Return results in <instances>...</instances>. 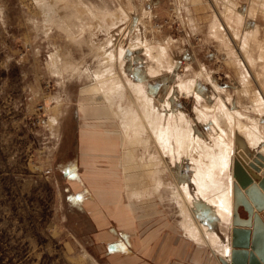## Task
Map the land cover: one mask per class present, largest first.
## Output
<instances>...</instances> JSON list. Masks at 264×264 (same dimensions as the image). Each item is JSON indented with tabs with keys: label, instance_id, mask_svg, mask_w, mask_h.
<instances>
[{
	"label": "rangeland",
	"instance_id": "374dc122",
	"mask_svg": "<svg viewBox=\"0 0 264 264\" xmlns=\"http://www.w3.org/2000/svg\"><path fill=\"white\" fill-rule=\"evenodd\" d=\"M237 1L244 7L249 0ZM42 2L45 1L0 0V264H109L102 235L117 223L113 217L94 223L88 210L98 209L91 203L95 199L93 187L81 196L84 205L89 201H86L90 198L88 195H92L90 208L83 207L75 194H79L82 185H85L83 190L89 188L87 183L94 185L91 180L83 179L80 131L101 130L103 119L108 118L109 129L117 135L120 133L117 115L112 113V117L102 118L88 95L93 79L102 82L108 78L103 53L112 51L113 47L106 42L116 43L128 25L120 66L124 81L141 84L157 103L169 96L171 108L174 109L173 104L178 106L201 136L206 135V128L196 118L197 98L195 94L184 95L177 90L182 81L193 79L199 65L205 67L210 79L199 80L196 91L203 96L213 94L216 98L215 87L222 88L231 97V107L245 109L253 117L255 112L250 100L258 82L251 77L247 86L249 93H242L239 70L233 62L226 63V51L216 39L208 36L207 25L214 0H204L201 4H196L197 0ZM110 10L115 11L114 18L107 17ZM263 19L259 10L256 20L249 21L248 25H258V39L264 47ZM129 44L133 46L127 48ZM153 44L166 49L160 57L168 62L165 60L168 52L173 64L170 69L165 67L161 73L148 78L143 73L144 67L155 62L146 51ZM251 49L256 52L254 45ZM259 67L257 64L251 69L250 76L256 77ZM221 96L225 98L226 94ZM129 117L125 128L138 131L137 117L130 120ZM139 140H132L130 146V154L133 152V160L137 162L141 161ZM187 166L185 162L178 167L176 176L184 180L188 188L192 172ZM138 168L133 179L137 183L140 177L145 178L146 172L142 165L134 167ZM163 173L161 179L166 186L170 179L164 170ZM78 178L82 180L80 183L70 182ZM164 185L165 194L162 189L158 191L162 192L161 199L169 193ZM124 194L123 191L126 204ZM96 199L101 206V218L110 212L109 216H114L109 205ZM175 206L180 219L178 229L185 231L180 205L176 202ZM195 207L194 210H201V206ZM194 213L202 223L197 212ZM134 216V225L139 226L140 216ZM211 222L214 224L213 220ZM180 230L179 237L182 236ZM185 251V247L182 248L180 259L184 254L190 257L191 253L199 264H203L204 257L213 259L206 247H190V251Z\"/></svg>",
	"mask_w": 264,
	"mask_h": 264
},
{
	"label": "bare ground",
	"instance_id": "6f19581e",
	"mask_svg": "<svg viewBox=\"0 0 264 264\" xmlns=\"http://www.w3.org/2000/svg\"><path fill=\"white\" fill-rule=\"evenodd\" d=\"M44 1L42 3L47 4L46 0ZM197 1L199 2H195L196 4H201L204 0ZM118 6L120 7V3ZM211 6L207 25L208 36L216 39L221 48L226 51V63L233 62L236 70H239L237 73L242 85L241 92L245 95L249 93L247 86L250 84L251 77L253 81L258 82L257 89L253 91L250 100L255 117L250 116L245 109L236 108L233 105L231 107V97L222 88L215 87L218 94L216 98L213 94L200 95L196 91L198 81L210 79L208 70L200 65L198 71L193 72V79L182 81L177 90L184 95L195 94L196 118L198 122L205 125V136L196 132V125L185 119L178 106L173 104L174 109L171 108L169 96L164 102L157 103L141 84H134L130 80L126 83L120 66L125 51L123 44L129 29L128 25L116 43L109 40L106 42L107 45H112L111 48L113 47L112 51L103 53L106 54L104 61L106 62L105 71L109 74L108 78L103 79L102 82L93 79L89 85L88 95L100 110L102 118L112 117V113L119 118L118 133H120L118 135L109 129L111 125L107 123L111 121L108 118L103 119L105 121L102 122L100 131L107 137L118 136L121 142L118 162L124 175L122 177L123 191L130 210L138 215L140 212L148 211V208L153 210L156 207L153 199L164 185L161 179L164 170L170 179L169 184L164 185L169 192L166 195L173 201L174 206L176 202L180 205L187 237L198 246L210 250L220 264L218 258L228 259L231 251L234 164L238 162L246 173L254 175L253 177H260L263 172L262 168L258 174L254 173L250 166L253 157L249 153L250 151L258 153L257 148L261 147L259 154H264V122L261 121L264 118V47L258 39V25L255 23L250 27L248 22L256 20L259 10L264 15V0H249L244 7L237 0H214ZM52 9L54 8L51 7ZM121 10L125 12L124 8ZM114 12L107 11V17L114 18ZM107 34L109 35L108 31ZM253 45L256 47L254 53L251 49ZM132 46L129 44L127 48ZM166 46L167 49L171 48L169 44ZM161 47L159 44H153L146 51L149 59L155 62L154 65L146 64L144 67L143 73L148 78L158 74L159 71L161 73V69L165 67L170 69L173 64L168 52L165 58L168 62L165 63L163 57H160L164 53L163 50H166ZM257 64L260 65V71L256 73V77L250 76L251 69L254 70ZM158 67L162 68L158 69ZM112 72L114 74H110ZM222 93L226 94L225 98L221 96ZM128 116H130L129 120L137 117L138 131L132 127L125 128ZM138 138L140 139V162L133 160V152L130 154L131 141ZM106 144L110 146V143ZM151 148L153 151L150 150ZM185 162L188 163L192 172L189 180L195 186L191 193L188 192L187 185L179 182L174 176L176 169ZM141 165L146 170L145 178L140 177L137 183L133 179L136 178L139 168L134 169V167ZM196 203L208 205L223 222H228V234L222 242L218 233L197 220L194 213ZM181 229L184 231L183 228Z\"/></svg>",
	"mask_w": 264,
	"mask_h": 264
},
{
	"label": "crops",
	"instance_id": "0c3cea01",
	"mask_svg": "<svg viewBox=\"0 0 264 264\" xmlns=\"http://www.w3.org/2000/svg\"><path fill=\"white\" fill-rule=\"evenodd\" d=\"M94 5L97 6V4ZM262 120L264 122V118L261 119V121ZM80 132L81 141L83 143L82 152L84 151L81 157V164L85 169L83 179L91 180L94 185L91 186L87 183L86 185L89 188L85 190H83L85 185H82L79 194H75L79 199V203L82 205L83 197L81 196L84 193L90 192V188L93 187L92 191L95 199L91 201V203H95L98 209L94 208L93 210H88L91 211L92 219H95L93 220L94 223H98L100 219L104 221L112 217L115 220L114 222L117 223L116 227L111 226L108 231L102 235V237L105 238L104 244L105 250L108 252L109 264H199L197 260L191 256L192 253L188 258L184 257L185 254L181 259L178 257L181 256L180 252L182 248L184 249L185 247V252H187L190 251V247L195 248L198 245L187 237L188 235L185 231L178 229L180 219L175 210L176 206L173 205V201L169 199V196H165L162 199L159 196L162 192V194H165L166 191L163 188H161V193L158 192L154 196V203L156 204L155 209L148 210L145 216H142L143 212H140L139 226L138 224V227L134 225L135 214L130 210L127 203L125 204L123 202L124 197L122 193L124 183L122 181L123 176H121L123 173L120 172L121 167L118 162L121 142L119 137L116 136L117 134L113 137H107L104 133H101L100 130L91 129H83ZM106 143H110V146ZM257 149L258 153H256V151H250L254 154V157L259 154V150L262 148L258 147ZM262 161L264 164V159ZM261 169L262 168H260V170ZM254 173L257 174V172ZM176 174L177 173L174 175L176 179L179 182H183L184 180L181 181ZM75 181L76 183H80L82 180L76 179L70 182ZM193 187H195L194 184L189 182L188 188L190 192H193ZM88 196L90 198L86 199V201H89L82 206L90 208L89 202L92 199V195L89 194ZM96 198L106 203V205H109L115 212L114 216H109L111 215L110 213H112L110 212L107 214L108 216L101 218L100 214L102 210ZM197 205L201 206V210L195 211L197 212V216L202 220V224L215 231V233H218V235H220L219 239L222 242L226 234H228V222H223L208 205L196 203L194 207ZM195 209L197 208L195 207ZM202 215H206L208 219L204 218ZM212 220L214 224L211 222ZM178 230L182 233L181 237L177 234ZM200 248L203 247L198 246V249ZM208 251L210 252V250ZM196 253L194 249V254ZM175 258L178 259L175 260ZM204 259L203 264H219L214 257L213 259H206L204 257Z\"/></svg>",
	"mask_w": 264,
	"mask_h": 264
},
{
	"label": "water",
	"instance_id": "95a60500",
	"mask_svg": "<svg viewBox=\"0 0 264 264\" xmlns=\"http://www.w3.org/2000/svg\"><path fill=\"white\" fill-rule=\"evenodd\" d=\"M249 154L254 172L258 174L260 168L263 172L253 177L238 162L234 164L231 251L228 259L218 258L220 264H264V154L257 159Z\"/></svg>",
	"mask_w": 264,
	"mask_h": 264
}]
</instances>
